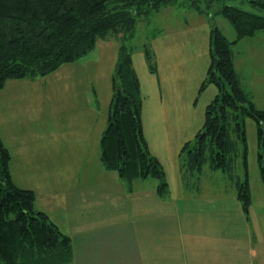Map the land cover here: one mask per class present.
Here are the masks:
<instances>
[{"label":"crops","instance_id":"obj_1","mask_svg":"<svg viewBox=\"0 0 264 264\" xmlns=\"http://www.w3.org/2000/svg\"><path fill=\"white\" fill-rule=\"evenodd\" d=\"M170 9L179 12L173 25L147 39L157 72L147 68L141 47L147 41L133 40L131 57L142 96V134L165 173V198L155 178L129 187L101 162L116 40L98 39L78 62L35 80H7L0 89V139L10 155V178L32 190L35 209L71 239L74 256L66 264H264L260 174L251 179L247 173V214L236 191V180L243 179L234 170L236 180L207 164L182 178L181 147L203 126L218 90L213 84L199 90L209 68L213 22L193 11L162 10ZM232 53L242 87L263 109L264 30L234 41Z\"/></svg>","mask_w":264,"mask_h":264},{"label":"trees","instance_id":"obj_2","mask_svg":"<svg viewBox=\"0 0 264 264\" xmlns=\"http://www.w3.org/2000/svg\"><path fill=\"white\" fill-rule=\"evenodd\" d=\"M186 0H0V89L7 80L45 77L60 66L90 54L98 39L116 40L118 52L111 76L110 107L106 129L100 137L101 162L131 186L133 180L155 178L156 191L165 198L168 184L142 134L140 83L132 65L136 23L169 5ZM227 0H191L189 8L202 15L228 20L237 39L264 30V0H245L255 11L227 4ZM179 3V4H178ZM218 5H216V4ZM215 5V13H211ZM204 7L206 13L201 10ZM210 63L200 91L213 84L216 96L205 108L203 126L180 151V170L199 172L203 165L225 171L230 180L236 169L238 147L244 145V118L256 122L258 167L264 179V108L255 106L242 87L233 65L232 46L214 24L210 25ZM142 51L147 68L156 73L149 40ZM10 155L0 139V264H66L73 260L71 239L60 232L47 214L35 209L32 190L16 187L10 178ZM247 169V168H246ZM184 172V175H183ZM247 170L236 180L237 199L243 211L251 205ZM185 180V179H184Z\"/></svg>","mask_w":264,"mask_h":264},{"label":"rangeland","instance_id":"obj_3","mask_svg":"<svg viewBox=\"0 0 264 264\" xmlns=\"http://www.w3.org/2000/svg\"><path fill=\"white\" fill-rule=\"evenodd\" d=\"M180 1V0H179ZM191 0H186V6L184 5H169L168 7L165 8H169V7H175L177 9V11H180L181 13L184 12H196L198 15L205 17L206 19H208L209 15H202L199 12H197L196 10H194L193 8H189V4H190ZM227 4H232L234 6H240L241 8L249 11H255L256 13H260L261 12L257 9H253V7H251L249 4H247L245 2V0H227L226 1ZM179 4V3H178ZM216 4V3H215ZM218 5V4H216ZM215 5L212 6V12L211 13H215L214 9ZM165 8H161L158 13L154 14L151 16V18L149 19V21H145V20H140L138 21L136 24V29L134 32V44H139L140 42H145L149 35L152 34L153 32H155L156 30H159V28H163V26H171L173 25V21L175 18H177L178 13L172 9H170L169 11H164L162 9ZM201 10L205 11L206 13H210V11H206L204 9L203 6H201ZM211 21H213L214 25H217L223 32H226V34L229 35V37L227 39L230 40V38L235 37V39L233 41H237L239 39H237V36L235 31L233 30L231 24L229 23L228 20H225L223 18V16L219 15V14H215V16H213L211 18ZM144 23V24H142ZM149 23V24H147ZM218 28V29H219ZM159 33V32H158ZM157 33V34H158ZM235 33V34H234ZM256 33V32H255ZM254 35V34H253ZM251 35V36H253ZM243 38H249V37H243ZM132 40V42H133ZM244 131L246 133V143L245 145H247V152H246V156H247V163H246V168H244L243 166V158L241 156L242 152H243V148L244 145L241 143V141L236 137L235 134L230 133L232 135L233 140L236 142L237 145V149H238V158L236 161V169L234 171V174H238L243 181L245 180V172L247 170L248 175L250 176L251 179L256 178V176L258 177V175L260 174L259 172V167H258V156H257V152H258V144H257V133H256V122H253V120H251L249 117H245L244 120ZM218 171H222L221 169H218ZM149 181H151V178H148ZM226 181V180H225ZM200 261L201 258H200Z\"/></svg>","mask_w":264,"mask_h":264}]
</instances>
